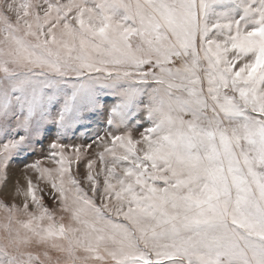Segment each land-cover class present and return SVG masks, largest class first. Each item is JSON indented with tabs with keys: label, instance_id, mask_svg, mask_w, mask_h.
I'll return each mask as SVG.
<instances>
[{
	"label": "snow or ice",
	"instance_id": "6c2138e0",
	"mask_svg": "<svg viewBox=\"0 0 264 264\" xmlns=\"http://www.w3.org/2000/svg\"><path fill=\"white\" fill-rule=\"evenodd\" d=\"M0 264H264V0H0Z\"/></svg>",
	"mask_w": 264,
	"mask_h": 264
},
{
	"label": "rangeland",
	"instance_id": "374dc122",
	"mask_svg": "<svg viewBox=\"0 0 264 264\" xmlns=\"http://www.w3.org/2000/svg\"><path fill=\"white\" fill-rule=\"evenodd\" d=\"M101 119H102V118H101ZM144 126L147 127V126H148L147 123H145ZM92 127L94 128L95 125H92ZM65 142H66V143H67V142H76V143H80V142H82V141H81V140H75V138H73V141H65ZM46 143H47V142H46ZM31 159H32V158H29V161H30ZM11 171H12V176H13V177H16V176H19V175H20L19 166L14 167ZM45 199H46V203H48V204L51 203L50 201H48L47 197H46Z\"/></svg>",
	"mask_w": 264,
	"mask_h": 264
}]
</instances>
